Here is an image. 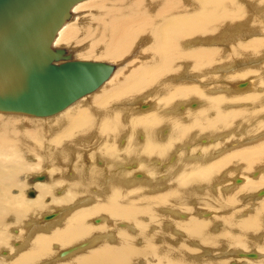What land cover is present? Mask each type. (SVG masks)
Masks as SVG:
<instances>
[{"label":"bare ground","instance_id":"6f19581e","mask_svg":"<svg viewBox=\"0 0 264 264\" xmlns=\"http://www.w3.org/2000/svg\"><path fill=\"white\" fill-rule=\"evenodd\" d=\"M81 2L52 45L113 70L51 116L0 113V264H264V0ZM250 56L236 96L212 73Z\"/></svg>","mask_w":264,"mask_h":264},{"label":"water","instance_id":"95a60500","mask_svg":"<svg viewBox=\"0 0 264 264\" xmlns=\"http://www.w3.org/2000/svg\"><path fill=\"white\" fill-rule=\"evenodd\" d=\"M80 1L0 0V113L51 116L110 76L112 65L52 45Z\"/></svg>","mask_w":264,"mask_h":264},{"label":"rangeland","instance_id":"374dc122","mask_svg":"<svg viewBox=\"0 0 264 264\" xmlns=\"http://www.w3.org/2000/svg\"><path fill=\"white\" fill-rule=\"evenodd\" d=\"M81 2V1H80ZM83 2H87V0H83ZM82 3V2H81ZM81 3H78V4H81ZM78 4H76L75 6H77ZM85 4V3H84ZM87 4V3H86ZM76 17L78 18L79 17V15H76ZM70 18H71V16H70ZM69 18V19H70ZM237 27H239V26H237ZM236 27V28H237ZM240 33H243V32H240ZM247 35L248 36H250V37H253V36H255V33L253 32V31H248L247 32ZM56 38V37H55ZM55 40V39H54ZM54 42V41H53ZM53 44V43H52ZM90 46V43L88 44V46L87 47H89ZM146 46H148V47H150V43H143L142 45H141V47H140V50H144L145 49V47ZM77 47H79V46H77ZM60 48V47H59ZM61 48H64V47H61ZM72 55V57L74 58V59H78V60H91V61H103V62H108V61H106V60H108V59H92V58H90V59H88V58H78V57H74L73 56V54H71ZM133 58H135V56H130V57H128V58H126V59H123L122 61L124 62H122V63H120V64H118L120 67H122V66H125V64H131V63H133L134 61H135V59H133ZM249 59H251V56L250 57H248V58H240V59H235L233 62H231V63H227L226 65H225V67H224V69H222L221 71H219V72H215V73H212V74H220L221 72H225V71H228L229 72V74H221V80H223V79H225L226 78V76H231L232 75V73H233V71L234 70H239V69H242L243 68V64L245 63V62H248L249 61ZM263 59V58H262ZM259 61H261V59H258ZM264 63V62H263ZM197 73H199L198 71H192L191 72V74H194V75H196ZM234 77H230L229 79H225V80H228V83H227V89L229 90V91H231L232 93H234L236 96H241V95H243V94H246V93H249L248 91H246V92H239V91H235L234 89H231V87H230V85L233 83V82H235V80H232ZM247 78H254V76L252 75V76H249V77H247ZM220 80V81H221ZM220 81H215V83H214V87H218V86H220ZM233 81V82H232ZM237 81V80H236ZM244 82H247V79H240L239 80V84L240 83H244ZM248 86V85H247ZM263 85L261 84V85H259L258 87H256V88H259V87H262ZM239 88V87H238ZM245 89H246V87H244ZM244 88H239V89H244ZM263 88H264V86H263ZM92 94V93H91ZM238 94V95H237ZM90 96V94L89 95H87L86 96V98H88ZM147 100L146 101H152V102H154V104H155V106H154V109H155V107H156V103H155V101H154V99L153 98H151V97H148V98H146ZM193 100V99H192ZM191 101V100H190ZM188 101H181L180 103H179V105H181V104H184V103H187ZM205 102H203V103H201V107L200 108H202V106H203V104H204ZM193 109H196V108H193ZM178 111H179V113H185V112H181L180 111V109H178ZM189 111H195V110H189ZM189 111H186V112H189ZM142 112H146V111H142ZM137 114H139V112H136ZM261 120L264 122V120L261 118ZM169 127L171 128V126L169 125ZM170 132H171V129H169V134H170ZM142 134H145L143 131H142ZM220 136H223L227 141H228V139L230 138V137H235L234 139L235 140H233L232 142H230V143H227V144H231V145H229V148H233V146H234V144L233 143H240L241 142V140H248V139H250V138H253L254 137V135H249V134H247V133H242L241 134V136L243 137V138H241V139H239V140H237V136L235 135V133L234 132H232V134L231 135H227V132L225 131V132H223V133H221L220 135H218V136H216V137H220ZM125 136H123L122 138H121V140L124 138ZM203 138L205 137L206 138V136H202ZM239 137V136H238ZM162 138H163V135H162ZM198 138L199 137H195V139L198 141ZM262 140H264V138L263 139H259V140H257L256 141V143H249L251 146L252 145H254V144H257V143H260V142H262ZM139 141H140V137H139ZM216 143V141L215 142H212V141H210V142H208L207 144H210V145H214ZM198 144L199 145H206V144H203V141H201V142H198ZM242 146H247V144H245V145H242ZM119 147H124V146H121L120 145V141H119ZM184 148H190V146H185ZM237 148H239V147H237ZM236 149V148H235ZM85 161V160H84ZM102 161V160H101ZM107 161V164L108 165H110V163H108V160H106ZM105 162V161H104ZM158 162L159 161H157L156 162V164L158 165ZM174 163V162H173ZM173 163H170L169 162V166H171ZM85 164L86 165H88L86 162H85ZM122 165H125L124 163H121ZM98 166H100V167H102V165H99L98 164ZM104 166V165H103ZM139 170H141V171H143V172H145V173H147V175L149 174V171H147V170H145V169H143V168H141V166H140V163H139V168H138ZM257 169H258V167H257ZM256 169V170H257ZM259 169L260 170H264V164H262V165H260V167H259ZM120 170H121V168H120ZM122 171H128V172H131V174H130V176H129V178L131 179V181H134L135 179H133V172L135 171V170H122ZM239 171H233V172H231V174H228V175H230V176H228L229 177V181L231 180V178L234 176V175H240V176H242V177H244L245 178V180H252L251 178H257V175H255V173L253 172V171H250V172H248L247 174H241V173H238ZM43 173V174H42ZM163 173V171H160V174H162ZM263 173H264V171H263ZM34 174H37V175H45V176H47V174H49L48 172H46V171H44V170H39V171H33V172H31V173H29V174H27L26 175V181L28 182V187L26 188V190H28L31 186H35V188H36V186H37V184H39V183H36L35 185H33V184H31V182H30V178H31V176L32 175H34ZM71 176V175H70ZM247 176V177H246ZM47 178V177H46ZM157 179H158V177H156ZM46 180V179H45ZM148 180V176H147V178H145V179H143V181L142 182H139L138 184H144L146 181ZM159 180V179H158ZM46 182V181H45ZM45 182H43V183H45ZM238 185H240V184H238ZM224 186H226V187H230L231 186V183L229 182L227 185H224ZM232 190H235V189H228V191H232ZM262 190H264V188L262 189ZM151 191H152V189H151ZM247 194V193H246ZM249 195V194H248ZM246 196V198H248V197H250V196ZM25 198L27 199L28 197V195H26V192H25ZM28 199H30V198H28ZM253 200L254 201H260V200H255V199H253V198H251V201H249L251 204H253ZM60 207H57L56 209H59ZM54 211H55V209H53ZM165 212V211H164ZM44 213H47V211L46 212H44ZM97 219H99V217H97ZM96 219V220H97ZM100 219H102V218H100ZM96 220H95V222L93 221H91L93 224H97V222H96ZM146 220V219H145ZM102 222V221H101ZM100 222V223H101ZM126 223H128L127 221H125ZM122 224L123 223H115V226H117V227H120V228H122V229H127L125 226L123 227L122 226ZM102 225V224H101ZM152 229V228H151ZM19 229L18 228H16V226H14V225H12L11 226V228L9 229V231L10 232H16V231H18ZM127 230H131V229H127ZM16 234V233H15ZM12 235V234H11ZM12 237L14 238V241H16V239L17 240H20V237H16V235H12ZM88 248V247H87ZM6 249H8V250H11L9 247H3L2 248V250L4 251V250H6ZM86 249V248H85ZM233 249V248H232ZM232 249L231 250H229V251H232ZM253 249H257V248H253ZM258 250V249H257ZM260 251V250H259ZM80 252V251H79ZM261 252V251H260ZM206 252L205 251H203V252H201L199 255H201V256H203L204 254H205ZM261 253H263L264 254V252H261ZM216 254H218V255H220L219 257H216L217 259H223V258H225V255H223L224 253H216ZM221 255L223 256V257H221ZM210 257V256H209ZM2 258V257H1ZM249 262H251V260H248Z\"/></svg>","mask_w":264,"mask_h":264}]
</instances>
